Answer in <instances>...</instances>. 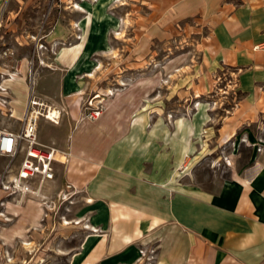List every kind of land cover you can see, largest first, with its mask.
<instances>
[{"label": "crops", "instance_id": "0c3cea01", "mask_svg": "<svg viewBox=\"0 0 264 264\" xmlns=\"http://www.w3.org/2000/svg\"><path fill=\"white\" fill-rule=\"evenodd\" d=\"M118 1L79 3L81 16L72 20L79 29L67 33L63 41L69 44L55 50L53 67L38 73L32 91L51 110L61 111L63 107L67 111L58 125L48 119L38 123L42 143L55 141L59 156L62 152L71 154L65 164L56 163L55 179L46 188L55 181L57 185L69 183L83 188L90 199L83 203L81 214L88 218L91 228L67 264H136L138 247L147 242L156 246V264H263L264 151L258 153L257 137L248 136L252 152L247 163L217 188L206 189L178 175L185 154L197 147V143H188L179 129L169 135L163 129L146 128L147 117L143 115L130 129L115 133L105 142L103 131L91 135L78 126L85 119H79L78 108L72 107L71 96L82 88L76 75L87 72L92 55L105 48L107 32L119 22L110 12ZM142 2L149 8L155 2L162 9L154 18L157 24L194 18L205 26L207 34L200 40L204 62L209 67L235 69L239 88L245 93L243 102L264 113L260 109L264 106V0ZM49 3L0 0V23L25 10L47 9ZM76 34L80 38H73ZM28 44L29 39L22 35L0 32V53H9L5 57L8 61L3 62L0 56V72L9 74L3 80L5 102L0 104V128L4 130L19 131L22 127L30 92L25 62ZM40 79L44 83L38 85ZM261 126L257 125L258 132ZM48 128L56 133L51 142L44 139ZM236 134L237 130L230 138ZM89 138H95L93 151Z\"/></svg>", "mask_w": 264, "mask_h": 264}, {"label": "rangeland", "instance_id": "374dc122", "mask_svg": "<svg viewBox=\"0 0 264 264\" xmlns=\"http://www.w3.org/2000/svg\"><path fill=\"white\" fill-rule=\"evenodd\" d=\"M142 1L119 0L110 9L119 20L117 26L107 32L103 51L90 58L87 72L76 75L82 88L71 96L73 106L69 107L78 108L79 119L85 120L78 123L77 119L74 124L82 125L91 135L103 131L105 142L112 140L115 133L130 129L143 115L147 117L146 128L163 129L169 135L179 129L188 143H197L193 152L185 154L179 177L206 189L217 188L249 160L252 147L248 136L257 137L256 149L264 145V113L243 102L245 93L239 88L235 69L225 65L209 67L204 62L200 40L207 34L205 26L194 18L157 24L154 18L162 9L155 2L149 8ZM79 11L77 6L60 4L47 14L43 6L0 23V32L29 39L25 58L28 85V62L34 52L32 36L41 37L46 45L54 43L44 52L37 51L33 58L35 81L43 68L53 67L55 50L69 44L63 41L67 33L79 29L72 22L81 16ZM48 35L52 39L48 40ZM2 60L8 61L5 57ZM42 83L43 80L38 85ZM33 86L36 87L34 82ZM260 107L264 110V106ZM89 109L100 113L95 119L83 117ZM63 114L66 116L67 111L62 107L59 120ZM40 119L47 120L38 118L37 135L41 131ZM257 125H262L259 132ZM245 129L248 135L242 134ZM236 130L237 134L230 138ZM54 136V129L45 130V140L51 142ZM38 141L41 142L39 137ZM88 141L93 151L95 138ZM52 142L46 145L57 147ZM20 159L18 154L13 168ZM7 162V157L0 156V171ZM66 184L57 185L55 181L45 187L46 197H32L22 203L5 197L0 189V229L4 231L0 233V264H67L71 252L91 227L81 214L83 203L88 201L83 188ZM152 244L141 243L139 247L149 248ZM156 254L157 249L151 263L144 260L136 264H156Z\"/></svg>", "mask_w": 264, "mask_h": 264}, {"label": "built area", "instance_id": "2783aa9c", "mask_svg": "<svg viewBox=\"0 0 264 264\" xmlns=\"http://www.w3.org/2000/svg\"><path fill=\"white\" fill-rule=\"evenodd\" d=\"M84 0H50L46 9L49 14L51 10L62 4L64 7H78L79 3ZM77 26V23L75 24ZM76 38H80V34H76ZM34 52L30 56L28 62V78L30 85L29 98L26 103L22 127L19 131H9L0 128V156L8 158V162L0 171V189L5 193V197L14 200L16 203H22L25 199L32 197H46L44 191L46 185L55 179L56 163H66L71 158L69 152H62L58 155L59 149L50 145L43 144L38 141L37 122L40 116L48 119L53 123L59 122L58 110H51L43 102L35 98L33 94V58L37 56V51L48 50L51 43L47 45L41 41V37H33ZM51 48V47H50ZM9 53L2 50L0 56L6 57ZM41 63V62H40ZM8 73L0 72V104L5 102L4 94L7 92V87L3 80L8 77ZM43 106L46 110H43ZM98 109H89L85 112V118L95 119L99 115ZM264 145H258L257 151H262ZM21 154V159L17 167L13 168L12 162ZM67 187L71 186L69 183ZM156 246L152 245L149 248L139 247V256L137 261H150L154 259Z\"/></svg>", "mask_w": 264, "mask_h": 264}, {"label": "bare ground", "instance_id": "6f19581e", "mask_svg": "<svg viewBox=\"0 0 264 264\" xmlns=\"http://www.w3.org/2000/svg\"><path fill=\"white\" fill-rule=\"evenodd\" d=\"M99 95H100V94H99ZM88 201H89V199H88ZM65 223H68V221L66 220Z\"/></svg>", "mask_w": 264, "mask_h": 264}]
</instances>
